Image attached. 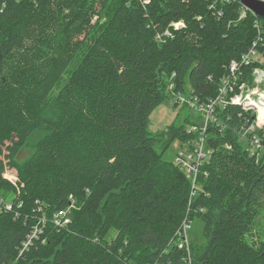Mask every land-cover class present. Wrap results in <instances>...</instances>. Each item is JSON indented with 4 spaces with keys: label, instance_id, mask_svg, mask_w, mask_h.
Returning <instances> with one entry per match:
<instances>
[{
    "label": "trees",
    "instance_id": "16d2710c",
    "mask_svg": "<svg viewBox=\"0 0 264 264\" xmlns=\"http://www.w3.org/2000/svg\"><path fill=\"white\" fill-rule=\"evenodd\" d=\"M251 48L264 56V20L238 0H0V264H185L187 218L204 224L193 264H264L248 241L264 153L239 136L246 113L217 108L195 196L165 154L204 116L148 130L171 84L207 103Z\"/></svg>",
    "mask_w": 264,
    "mask_h": 264
},
{
    "label": "built area",
    "instance_id": "2783aa9c",
    "mask_svg": "<svg viewBox=\"0 0 264 264\" xmlns=\"http://www.w3.org/2000/svg\"><path fill=\"white\" fill-rule=\"evenodd\" d=\"M105 1V0H103ZM144 4H148L150 0H141ZM229 2L230 0H223ZM263 1L264 0H260ZM213 8V6H211ZM171 26L179 30L184 27L182 22L173 23ZM256 27L260 29L259 23ZM164 36H171V32L167 30ZM162 40V36L157 37ZM262 64L264 62V56L259 54L256 50L251 48L248 53L242 56L239 63L233 62L231 66V75L229 74L222 80V86L220 87L218 94L207 103H200L198 99L190 93H176L174 91V84L169 87V93L175 98L176 104L187 106L193 113L202 114L204 121L197 125L190 126L188 133L194 134V139H191L186 143L187 149L185 151H179L174 159L176 165L187 175L192 183V195H196L197 182L200 175V169L203 164L206 163L212 151L207 147V137L209 125L217 122L216 110L218 107H227L229 105L239 106L244 113H246L245 124L239 130V136L247 144L250 145V151L258 158L264 153V70L256 68L253 72L252 81H241L242 72L238 71L241 66H248L251 63ZM16 177L9 176V179L15 182L13 179ZM18 181V178H17ZM0 211H11L13 204L4 200L0 201ZM71 207H74V200H72ZM67 213H61L60 217H57V225H65L70 223V218L67 217ZM192 231V221L185 219L181 229L176 233L177 240L176 245L180 249L187 250V258L185 264H193L192 256L190 252L191 242L188 241V235Z\"/></svg>",
    "mask_w": 264,
    "mask_h": 264
},
{
    "label": "rangeland",
    "instance_id": "374dc122",
    "mask_svg": "<svg viewBox=\"0 0 264 264\" xmlns=\"http://www.w3.org/2000/svg\"><path fill=\"white\" fill-rule=\"evenodd\" d=\"M187 89H189V87H187ZM187 93H190V91L188 90ZM175 104V98H173L170 94L167 100H165L162 104H160L153 110L148 125V130L151 133L154 134L161 131H165L170 125L175 122L177 124H182L186 118L191 119V117L195 114H192L193 112L187 106L181 104H177L176 106ZM195 117H197V114ZM193 119L194 117L192 118V120ZM188 128L190 127L188 126ZM248 147L250 148L249 144ZM186 149V144H182L179 140H176L172 143L169 150L165 154V159L169 161H174L176 154L179 151H185ZM27 156L28 153L23 152L20 154L19 158L24 159ZM9 176L16 177V179H12L15 182H18L16 174L12 173ZM5 201L13 203L11 198H7V200ZM203 226L204 224L200 219L196 218L192 221V231L188 235L189 242L197 245H205L206 240L204 237ZM111 236H114V234H112ZM248 241L252 244H260L262 241H264V206L260 211V214L255 222L251 233L248 235Z\"/></svg>",
    "mask_w": 264,
    "mask_h": 264
},
{
    "label": "water",
    "instance_id": "95a60500",
    "mask_svg": "<svg viewBox=\"0 0 264 264\" xmlns=\"http://www.w3.org/2000/svg\"><path fill=\"white\" fill-rule=\"evenodd\" d=\"M248 11L252 12L259 19L264 20V2L260 0H238Z\"/></svg>",
    "mask_w": 264,
    "mask_h": 264
}]
</instances>
